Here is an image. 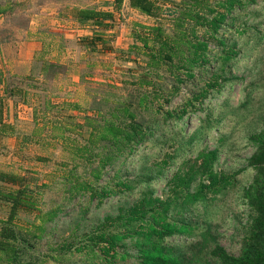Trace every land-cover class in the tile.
I'll list each match as a JSON object with an SVG mask.
<instances>
[{"label": "rangeland", "instance_id": "374dc122", "mask_svg": "<svg viewBox=\"0 0 264 264\" xmlns=\"http://www.w3.org/2000/svg\"><path fill=\"white\" fill-rule=\"evenodd\" d=\"M108 1L0 0V170L21 178L0 179V193L13 195L25 189L31 191L35 204L32 209L19 208L14 220L21 229L18 264H82L73 248L78 240L106 215L116 216L120 207L134 204L143 191H152L164 201L181 190L194 193L201 184L208 185L209 173L201 170L198 156L214 150L218 159L212 170L222 178L219 188L205 191L206 207H191L187 221L194 235L171 237L167 243L176 247L184 264H219L210 255L216 245L239 255L249 214L245 193L255 176L248 161L264 138V0L245 11L248 33H227L244 54L231 70L236 81L185 123L163 125L133 156L108 167L97 186L108 183L116 192L99 204L88 193L68 199V187L90 180L89 172L98 165L102 151V144L89 143L88 117L99 123L108 108L138 94L135 83L144 69V57L129 49L141 45L135 33L148 32L136 24L169 28L166 9L177 0H152L155 16L141 14L127 3ZM76 6L111 13L102 27L105 32L91 40L81 38L82 31L74 32L75 23L67 12L73 13L70 8ZM59 13L67 19H58ZM181 88L182 95L196 90L191 83ZM181 100L178 95L168 107L179 106ZM208 112L220 121L206 137L199 134L185 146L153 145L164 137L172 139L169 131L180 128L189 141L200 128L199 118ZM167 153L176 156L156 175L155 167ZM115 174L132 182L133 192L113 188ZM148 175L154 178L145 180ZM10 209L11 203L0 198V220L9 217ZM50 213L56 215L45 221L42 237L37 238L36 228ZM64 243L73 247L60 250Z\"/></svg>", "mask_w": 264, "mask_h": 264}, {"label": "trees", "instance_id": "16d2710c", "mask_svg": "<svg viewBox=\"0 0 264 264\" xmlns=\"http://www.w3.org/2000/svg\"><path fill=\"white\" fill-rule=\"evenodd\" d=\"M124 1L113 0V3L121 5ZM257 2L177 0L170 9H166L169 28L158 24L150 27L136 24L148 32L145 35L135 33L134 37L141 45L133 44L129 49L131 52H141L144 57V69L135 83L138 94L108 108L106 116L99 123L88 117V127L92 129L89 143L92 146L102 144V151L97 155L98 165L89 172L90 180L68 187L69 200L88 193L90 200L102 204L104 199L116 192L108 187V183L97 186L108 167L133 156L142 145L156 136L163 125L185 123L191 116L204 110L206 101L210 103L222 97L226 85L236 81L231 70L244 55L237 45L238 41H231L227 33L242 36L249 32L243 17L245 11ZM128 3L130 8L141 14L157 15L152 0H128ZM74 12L78 20L112 17L109 12L91 8H78ZM162 81L170 83V87ZM187 83L193 84L196 90L182 95L181 87ZM178 95L182 99L180 105L169 108ZM219 121L208 112L205 117L199 118L200 128L189 141L185 140L184 129L180 128L177 132L169 131L172 139L164 137V140L154 141L153 145L169 148L177 143L181 146L192 144L194 137L199 134L206 137L214 123ZM87 150H91L90 146ZM165 155L166 158L155 167L156 175H160L176 156ZM198 158L202 160L201 170L209 173L208 185L201 184L194 193H183L181 190L180 195L164 201L153 196L152 191H143L134 204L120 207L116 216L106 215L78 240L76 246L64 243L60 250L73 247L74 253L83 258L82 264H184L181 256L175 253L176 247L168 244L167 239L194 235L193 227L187 221L191 207L196 204L206 207L208 199L205 191L217 190L222 182L221 176L212 170L218 152H201ZM248 163L253 167L255 176L245 193L249 214L241 251L234 256L216 245L210 255L219 264H264V138ZM153 178L148 175L145 180ZM0 179L21 181L17 175L1 170ZM112 179L116 180L113 188L133 192L132 182L120 178L118 174ZM0 198L11 203L9 217L0 220V264H18L21 257V229L14 225V220L19 208L32 209L35 204L30 200L31 191L25 189H18L13 195L0 193ZM55 215L50 213L47 218H42L41 225L36 228L40 232L37 238L42 237L45 221H52Z\"/></svg>", "mask_w": 264, "mask_h": 264}, {"label": "crops", "instance_id": "0c3cea01", "mask_svg": "<svg viewBox=\"0 0 264 264\" xmlns=\"http://www.w3.org/2000/svg\"><path fill=\"white\" fill-rule=\"evenodd\" d=\"M108 2L110 4H115V3H113V0L108 1ZM124 3H127V5L129 6L128 0H125ZM77 8H79V9H88L90 7H77L76 6V7H71L70 9L75 11V9H77ZM91 9H93V8H91ZM96 10L104 11L103 9H99V8L96 9ZM74 11H73V13L71 11H70L71 13L67 12V15H70V16H67V17L69 19L73 20L74 23H75V25L73 27L76 30H74V32L78 33V31H82L83 35L81 34V36H82L81 38H84L86 40H88V38H89L91 40V39H93V38H95L97 36H100L99 32H105V31L102 30V27L105 26V24L109 22L107 19H103V20H78V18H77V16H76ZM63 17L67 19L66 14L59 13V18L58 19L63 20Z\"/></svg>", "mask_w": 264, "mask_h": 264}]
</instances>
